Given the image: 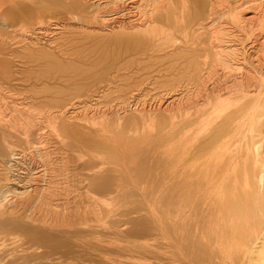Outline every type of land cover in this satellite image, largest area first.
<instances>
[{
    "label": "bare ground",
    "instance_id": "obj_1",
    "mask_svg": "<svg viewBox=\"0 0 264 264\" xmlns=\"http://www.w3.org/2000/svg\"><path fill=\"white\" fill-rule=\"evenodd\" d=\"M0 264H264V0H0Z\"/></svg>",
    "mask_w": 264,
    "mask_h": 264
}]
</instances>
